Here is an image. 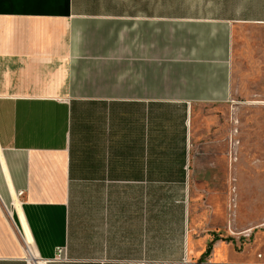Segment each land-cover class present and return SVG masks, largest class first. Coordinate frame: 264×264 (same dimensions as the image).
I'll use <instances>...</instances> for the list:
<instances>
[{"label": "crops", "instance_id": "obj_1", "mask_svg": "<svg viewBox=\"0 0 264 264\" xmlns=\"http://www.w3.org/2000/svg\"><path fill=\"white\" fill-rule=\"evenodd\" d=\"M263 75L264 0H0V264H264L199 148Z\"/></svg>", "mask_w": 264, "mask_h": 264}, {"label": "rangeland", "instance_id": "obj_2", "mask_svg": "<svg viewBox=\"0 0 264 264\" xmlns=\"http://www.w3.org/2000/svg\"><path fill=\"white\" fill-rule=\"evenodd\" d=\"M262 79V94L256 97L202 108L209 138L200 143V153L229 161L225 227L219 234L232 238L236 249L264 244V75Z\"/></svg>", "mask_w": 264, "mask_h": 264}]
</instances>
